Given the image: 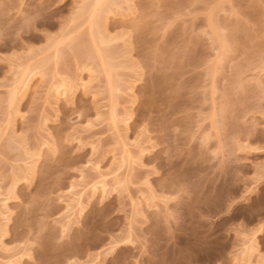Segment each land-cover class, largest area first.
Wrapping results in <instances>:
<instances>
[{
	"label": "rangeland",
	"instance_id": "374dc122",
	"mask_svg": "<svg viewBox=\"0 0 264 264\" xmlns=\"http://www.w3.org/2000/svg\"><path fill=\"white\" fill-rule=\"evenodd\" d=\"M0 264H264V0H0Z\"/></svg>",
	"mask_w": 264,
	"mask_h": 264
},
{
	"label": "bare ground",
	"instance_id": "6f19581e",
	"mask_svg": "<svg viewBox=\"0 0 264 264\" xmlns=\"http://www.w3.org/2000/svg\"><path fill=\"white\" fill-rule=\"evenodd\" d=\"M4 208V207H3Z\"/></svg>",
	"mask_w": 264,
	"mask_h": 264
}]
</instances>
